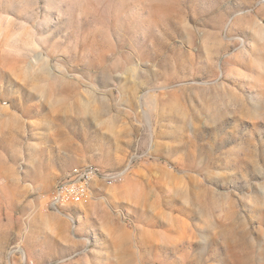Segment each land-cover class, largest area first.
Segmentation results:
<instances>
[{
  "label": "rangeland",
  "instance_id": "rangeland-1",
  "mask_svg": "<svg viewBox=\"0 0 264 264\" xmlns=\"http://www.w3.org/2000/svg\"><path fill=\"white\" fill-rule=\"evenodd\" d=\"M0 264H264V0H0Z\"/></svg>",
  "mask_w": 264,
  "mask_h": 264
},
{
  "label": "built area",
  "instance_id": "built-area-1",
  "mask_svg": "<svg viewBox=\"0 0 264 264\" xmlns=\"http://www.w3.org/2000/svg\"><path fill=\"white\" fill-rule=\"evenodd\" d=\"M129 168L123 171L104 170L96 164L80 166V171H72L63 177L54 187L50 195V206L54 209L69 207V203L82 204L83 198H91L92 186L96 180H104L106 184L113 185L124 180Z\"/></svg>",
  "mask_w": 264,
  "mask_h": 264
},
{
  "label": "bare ground",
  "instance_id": "bare-ground-1",
  "mask_svg": "<svg viewBox=\"0 0 264 264\" xmlns=\"http://www.w3.org/2000/svg\"><path fill=\"white\" fill-rule=\"evenodd\" d=\"M72 171H80V167H76V168H74ZM72 171H71V172H72ZM84 199H86V198H83L82 201H83ZM71 203H78V202H71ZM69 204H70V203H69Z\"/></svg>",
  "mask_w": 264,
  "mask_h": 264
}]
</instances>
